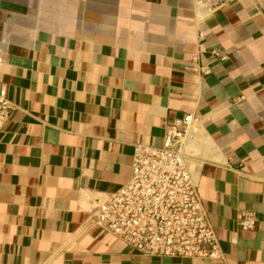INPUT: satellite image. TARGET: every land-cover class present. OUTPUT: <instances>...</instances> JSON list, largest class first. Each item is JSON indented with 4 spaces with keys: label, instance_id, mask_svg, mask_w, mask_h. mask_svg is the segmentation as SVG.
<instances>
[{
    "label": "crops",
    "instance_id": "crops-1",
    "mask_svg": "<svg viewBox=\"0 0 264 264\" xmlns=\"http://www.w3.org/2000/svg\"><path fill=\"white\" fill-rule=\"evenodd\" d=\"M0 56V264H264V0H0ZM186 114L225 261L144 257L90 222Z\"/></svg>",
    "mask_w": 264,
    "mask_h": 264
},
{
    "label": "built area",
    "instance_id": "built-area-1",
    "mask_svg": "<svg viewBox=\"0 0 264 264\" xmlns=\"http://www.w3.org/2000/svg\"><path fill=\"white\" fill-rule=\"evenodd\" d=\"M194 1L214 11L230 0ZM212 54L226 58L217 50ZM14 110L7 91L1 90L0 135ZM201 122V117L186 114L170 123L162 147L135 145L130 179L97 202L90 222L144 257L225 261L186 164L187 139L197 132ZM256 225L253 213L239 215L241 229L252 230Z\"/></svg>",
    "mask_w": 264,
    "mask_h": 264
}]
</instances>
